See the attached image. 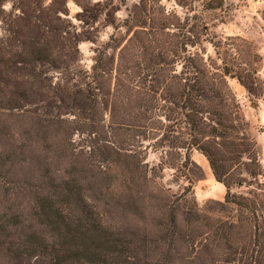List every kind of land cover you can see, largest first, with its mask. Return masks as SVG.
I'll return each mask as SVG.
<instances>
[{"label":"trees","instance_id":"1","mask_svg":"<svg viewBox=\"0 0 264 264\" xmlns=\"http://www.w3.org/2000/svg\"><path fill=\"white\" fill-rule=\"evenodd\" d=\"M43 2L0 5V264H264V168L228 80L253 93L256 66L190 51L200 33L189 42L158 21L118 53L97 47L86 69L79 45L93 38L62 16L67 0ZM196 148L224 200L199 205Z\"/></svg>","mask_w":264,"mask_h":264},{"label":"rangeland","instance_id":"2","mask_svg":"<svg viewBox=\"0 0 264 264\" xmlns=\"http://www.w3.org/2000/svg\"><path fill=\"white\" fill-rule=\"evenodd\" d=\"M43 1L49 4L51 0ZM80 2L96 9L94 19L83 20ZM14 4L18 6V0L0 3L6 14L14 11ZM6 14L2 13L0 17V36L8 34L11 28L10 18ZM62 16L81 35L94 40H85L79 45L81 64L86 69L92 67L97 47L110 42L112 48L109 52L117 50L118 53L144 25L149 29H160L156 23L158 21L168 22L171 32L186 34V39L191 38L189 42L195 39L193 32L200 33L201 43L197 46L188 44L190 51L204 52L218 63L225 59L229 65L239 62L256 66L258 79L253 84V93L237 78L229 76L228 80L241 105L242 115L247 122L246 129L256 140V150L264 168V0H67L66 12ZM111 37L113 41H110ZM220 41L226 44L218 48L212 43ZM234 53L240 54V59L235 60L237 55ZM74 139L76 145H83V136L76 134ZM192 157L203 167L205 174L204 179L193 186L199 205L204 206L212 199L224 200L226 188L216 180L207 158L196 150ZM160 158V152L150 150L148 161L151 164L158 163ZM163 174L166 186L174 192L181 191L188 184L176 167L167 166ZM251 189H256V186L233 185L236 193H247ZM261 192L264 196V177Z\"/></svg>","mask_w":264,"mask_h":264},{"label":"water","instance_id":"3","mask_svg":"<svg viewBox=\"0 0 264 264\" xmlns=\"http://www.w3.org/2000/svg\"><path fill=\"white\" fill-rule=\"evenodd\" d=\"M195 150H196L197 152H199V149H198V148H196Z\"/></svg>","mask_w":264,"mask_h":264},{"label":"crops","instance_id":"4","mask_svg":"<svg viewBox=\"0 0 264 264\" xmlns=\"http://www.w3.org/2000/svg\"><path fill=\"white\" fill-rule=\"evenodd\" d=\"M219 184L221 185L222 183L219 182Z\"/></svg>","mask_w":264,"mask_h":264}]
</instances>
